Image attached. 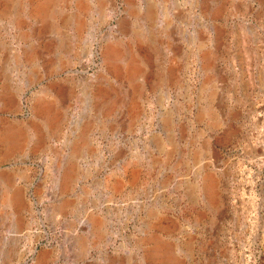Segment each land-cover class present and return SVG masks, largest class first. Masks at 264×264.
<instances>
[{
	"label": "rangeland",
	"instance_id": "1",
	"mask_svg": "<svg viewBox=\"0 0 264 264\" xmlns=\"http://www.w3.org/2000/svg\"><path fill=\"white\" fill-rule=\"evenodd\" d=\"M0 264H264V0H0Z\"/></svg>",
	"mask_w": 264,
	"mask_h": 264
},
{
	"label": "bare ground",
	"instance_id": "2",
	"mask_svg": "<svg viewBox=\"0 0 264 264\" xmlns=\"http://www.w3.org/2000/svg\"><path fill=\"white\" fill-rule=\"evenodd\" d=\"M45 6H46V5H44V7H45ZM39 7H40V6H39ZM39 7H38V9H37V8H36V9L39 10V9H40ZM41 10H42V9H41ZM42 11H43V10H42ZM42 11H40V12H42ZM35 12H36V11H35ZM37 14H38V13H37ZM133 72H134V71H133Z\"/></svg>",
	"mask_w": 264,
	"mask_h": 264
}]
</instances>
